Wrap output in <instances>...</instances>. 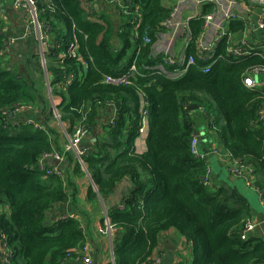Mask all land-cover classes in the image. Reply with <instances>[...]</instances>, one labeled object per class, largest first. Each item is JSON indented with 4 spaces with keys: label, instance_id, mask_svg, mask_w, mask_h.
Instances as JSON below:
<instances>
[{
    "label": "trees",
    "instance_id": "16d2710c",
    "mask_svg": "<svg viewBox=\"0 0 264 264\" xmlns=\"http://www.w3.org/2000/svg\"><path fill=\"white\" fill-rule=\"evenodd\" d=\"M90 1L36 3L40 20L51 26L61 45L48 52L51 63L47 74L52 94L63 99L60 122L67 132L72 134L84 117L91 130L96 117L108 109V101L121 102L120 108H115L114 125H105V135L86 156V170L74 164L77 174H89L97 186V190L89 189L91 200L98 195L106 198L125 178L134 184L122 204L108 210L110 225L118 231L113 242L116 264H151L161 233L170 229L191 243V264H264V239L252 234L242 239L252 216L247 199L235 188L203 183L209 164L192 153L196 124L188 109L195 103L205 111L209 127L227 154L250 165L257 186L264 189V123L259 120L264 91L243 84L246 71L264 64V58L253 54L215 61L226 55L228 36L219 42L213 59L200 56L196 43L203 32V17L212 10L209 5L189 23L191 40L186 56H194L196 62L184 76L173 79L156 69L162 59L154 54L172 12L163 0H124L131 2L132 14L119 13L120 31L109 16L89 15ZM137 7L142 22L135 29ZM4 25L0 20V239L5 236L10 264H65L79 257L85 235L79 219L48 220V212L69 199L67 181L56 175L46 177L39 167L44 153L57 151L55 131L13 123L12 118L3 116L4 111L35 101L30 82L5 64ZM246 28L243 20H235L230 33H245ZM146 34L148 44L143 40ZM114 39H118L116 44ZM75 40L80 58L61 61L59 54ZM33 58L40 61L36 54ZM83 62L88 68L81 80ZM132 64L138 74L131 84L104 83L105 75L117 76ZM209 65L210 71L204 73ZM176 69L167 66L168 72ZM65 73H73L75 79L60 91L57 84ZM142 93L148 103V137L147 150L139 154L135 142L144 120ZM253 122L259 125L254 127Z\"/></svg>",
    "mask_w": 264,
    "mask_h": 264
},
{
    "label": "crops",
    "instance_id": "0c3cea01",
    "mask_svg": "<svg viewBox=\"0 0 264 264\" xmlns=\"http://www.w3.org/2000/svg\"><path fill=\"white\" fill-rule=\"evenodd\" d=\"M101 1L103 3L100 2V4L98 5V16L103 15L105 17H113V19L116 21L114 22L115 30L120 31L121 17L119 16V14H117V12H115L114 5L110 3L113 7V12L110 13V9L106 8V1ZM228 1L236 2L231 10L237 15V19L243 20L247 26L245 33L232 34L230 33V24L233 21H221L222 26H224L223 31L229 34L231 37L230 43L239 44L241 41L245 40L252 51H258L259 49L261 50V48H264V33L257 30V24L262 14V8L256 5L253 0H250L249 3H247L246 0H222L218 5V9L220 8L221 10H226L228 8ZM13 2L14 0H0V6L2 15L4 17V28H6L9 34L18 38L22 33L25 23H27L28 21V16L25 11L16 10L13 7ZM163 5L166 8L172 10L171 14L173 13V9L177 8L173 21L174 23L179 25V28L176 34L167 29L160 34V40L156 44V46H154V54L156 56L158 55V57H160L163 61L167 50L170 49L173 55V57L171 56L172 59L176 60V64L172 65L177 67V69H180V63L186 56V50L190 43V41H187L190 35V21L194 18H197L198 16L203 15V11H205L206 6H212L211 12H215L216 9L214 10L215 6L212 3H203L200 5H196V0H163ZM96 18L97 17L94 16V20H96ZM186 26H188V28ZM201 35L202 38H200L198 45L199 43H201L204 46H211L212 44L218 46V44L216 43V39L218 36L217 29L213 27L206 28L205 30H203ZM51 38L54 40V42H57L56 36L54 33H52V31ZM51 38L49 37L50 41ZM17 42H21L22 47L32 45L34 53L39 56V53H37L38 42L36 41V39H19ZM114 42L116 44L118 42V39H114ZM217 46L213 48V52L215 51ZM49 51L50 49H48L47 53ZM7 55L3 56L5 57V64L7 63V61L10 63L13 62L10 61L12 58H7ZM13 56L16 57V54H14ZM10 63L9 65L12 64ZM53 63L55 64V62ZM83 66L84 70L83 72L81 71V80L85 76L86 70L88 68V65L86 63H84ZM44 72L46 73L45 70ZM46 75L48 76L47 73ZM255 79L257 81V87L255 89L264 91V76L255 77ZM49 92L52 93V90L50 91L49 89ZM199 110L200 109L190 111V117L194 119L196 124L194 135L196 136L198 141V151L202 156H205L207 158L209 164L212 185L215 188L222 186L235 188L247 199L248 204L252 210L250 221L257 224L255 231L252 233V236L264 239V206H262L254 189L248 187L242 179L237 178L229 173L228 167L234 164L235 160L230 158V156L223 148L222 144L219 142L216 133L209 127V124L207 123L208 117L205 111L202 109L200 111ZM114 113L115 110L108 108L105 109V114H100L96 117V121L92 126L90 133L87 135L85 140H83V147H88L90 151L93 149L96 140L98 138H102L105 135V125H107L108 122H103L104 118L108 120L111 116H113ZM38 114V111L35 110L30 115H18L14 118V120L16 123H24L25 120L32 118L37 124L47 122L48 118L40 120V116ZM61 125L63 126V128H65L62 123ZM257 125H259V122L252 123V126L254 127H256ZM56 134L57 133L55 132L54 138L56 140V147L58 148V146H61V150H64L63 147L66 140H64V142H60V139L56 138ZM146 140L147 139H145L144 136L137 137L135 142V149L137 153L142 154L147 150ZM75 163H77L75 154L72 152L66 153L65 160L61 163L54 161H49L46 163L49 168L58 167L62 171L63 178L68 183L69 195V199L67 202L56 204L53 209L48 212V220L51 222H57L67 216L79 219L81 221L82 229L86 239L85 245L90 248V254L93 264H110L112 258L111 252L113 242L118 239V231L114 228L111 234H102L101 228L103 225V220H105L106 215L108 216V210L111 207L119 206L122 204L125 197L128 196L131 190L134 188V184L132 183L130 178H125L118 184L116 190L106 198L98 195L95 199L91 200L88 196L89 189L92 188L97 190V186L95 185L92 177L89 174L86 173L84 175L78 176L75 171ZM224 171H227V177H224ZM253 177L255 179L254 174ZM238 182H241L244 187L251 192V195L246 194L243 189L238 187ZM252 196L257 199L260 208H256L254 206V204L252 203V201L254 200H252ZM191 249L192 245L185 237L181 236L176 230L170 229L161 233L160 245L154 252L153 258H160L158 264H191ZM65 264H85V262L81 258H70L66 261Z\"/></svg>",
    "mask_w": 264,
    "mask_h": 264
},
{
    "label": "built area",
    "instance_id": "2783aa9c",
    "mask_svg": "<svg viewBox=\"0 0 264 264\" xmlns=\"http://www.w3.org/2000/svg\"><path fill=\"white\" fill-rule=\"evenodd\" d=\"M109 1L117 9V14L121 13L125 16H129L132 14V8H131V2L130 1H127V2H125L124 0H109ZM221 1L222 0H196V5H200L203 3H212L215 6L214 10L216 9L215 12L208 13L203 17L204 18L203 30H205L206 28H212V27L217 29V31H218V36L216 39L217 44H219V42L224 37L228 36V43L229 44H228V47L226 50V55L225 56H219L215 61H217L221 58L225 59V57H228V58L244 57V56H250L253 54H258L264 58V48H261V50L259 49L258 51H255V50L252 51L251 48H249V45L245 40L241 41L239 44H231L230 43L231 37L229 34H227L226 32L223 31L224 26H222V22L224 20L234 21L238 18L237 15L231 10V8L236 4V2L235 1H228V3H227L228 8L226 10L225 9L221 10L220 8L218 9V5L220 4ZM100 2H101V0H91L90 1V3L88 4V9H89V13L91 15H93V14L98 15L97 9H98V5L100 4ZM253 2L262 8V14L258 20L257 30L264 33V0H253ZM178 3H176V4H178ZM13 5H14L13 7L16 10H21V11L26 12V14L28 16V21H27V23H25L23 30H22V33L21 34L19 33L20 37H18V38L9 34L8 31L6 30V28H4L5 26L3 27L2 33L6 37L5 38L4 51L7 53H10L11 48L15 45V43H17V41L19 39H22V40L27 39V38L36 39V41L38 42V52L37 53H39L40 62L42 63L41 65L47 73V67L49 64L48 63L49 60H48V56H47L48 55V53H47L48 49H58L59 47H61V45L58 42H54V40L51 38V26L49 24H44L40 20V11L38 9L36 0H14ZM175 7H176V5H175ZM176 11H177V8H174L173 13L164 23L165 28L167 30H170L171 32H174L175 34L177 33L178 28H179V25L174 23V21H173V18H174ZM134 12L136 14V17L134 20L135 29H138L139 26L141 25V22H142L141 15L139 13V8L137 7ZM121 14H119V15H121ZM0 20H2V21L4 20V17L2 15V11H1V6H0ZM186 27L188 28V26H186ZM136 36H137V33H136ZM201 36H200V38H202ZM49 37L51 38V41H50ZM200 38L198 39V41L196 43L197 47H198L197 50L199 52V55L200 56H206L209 59H213V57L215 56L213 54V48L216 47L217 45L212 44L211 46H204L201 43H199V45H198ZM143 40H144L145 44L150 43V39H149L147 34L143 37ZM190 40H191V34L189 35L187 41H190ZM171 56L173 57L172 51L170 49H168L167 53L165 54V58H163L162 63L159 64L156 67V69L159 70L161 73H164V74L168 75V77L173 78V79L180 78V77L184 76L186 74V72L188 71V68L191 65L195 64V62H196L194 56H189V57L185 56L183 61L180 63V65H181L180 69H176L173 72H168L167 66L172 65V64H176V60L175 59L173 60ZM68 57L80 58V52H79V46H78L77 40H75L73 43H71V45L67 51L61 52L59 54V59L61 61H64ZM81 60H82V58H81ZM84 63L85 62H83V64ZM210 68H211V65L206 66L204 68L203 72L208 73L210 71ZM137 74H138L137 66H136V64H132L126 72L121 73L117 76L107 74L104 76L103 80H104V83L113 84L116 86L127 85V84L132 83V78L135 77ZM259 76H264V64L254 65V66L250 67L246 71V74L243 78V84L245 85V87H247L249 89H255L257 87V81H256L255 77H259ZM74 79H75V76L73 73L63 74L62 78L59 80V82L57 84L58 89L60 91L61 90L65 91L66 88L71 83H73ZM47 86L51 91L52 88L50 85L49 78H47ZM50 95H51L50 100H51V105H52V109H53V114L55 115V118L60 122L59 106L61 105L63 99L60 96H58V97L54 96L52 93ZM115 103L113 101H108L106 103V106L108 108L115 110V108H116ZM147 105H148V103L146 101L145 95L142 93L141 94L140 113L142 114V118L144 120H143V125L141 126V128L139 130V136H144L145 139H147V137H148V122H147V117H146ZM35 110L36 109L31 105L22 104L20 106H16L13 110L4 111L3 116L6 120H8V118H12V120L14 121L13 123H16L14 120V118L16 116L22 115V114L25 115L26 113H32ZM109 119H110L109 122L112 125H114V123L117 119L116 111L113 114V116H111ZM259 120L264 122V109L259 112ZM17 124H19V123H17ZM24 124L32 125L36 129H44V127L41 124L35 123L32 118L25 120ZM64 130L66 132L68 142L65 145L63 153H60V152L54 150V151H51L48 153H44L40 157L39 167L45 173L46 177L49 175H56V176L63 178V173L58 167H50L49 168L46 165V163L49 161L61 163L65 160L66 153H68V152L74 153L77 164L80 165V167H82L84 170H86L85 158L87 155H89V152H90L88 147H83V145H82L83 140L90 133L89 127L86 123V118L84 117L80 121L79 125L75 128V130L72 134L68 133L66 128H64ZM191 150H192V153L196 157H200L201 159H205L207 161V158L205 156H202L198 151V141H197V138L195 135L193 136L192 141H191ZM230 158H232V157L230 156ZM228 170H229L230 174H232L233 176H235L237 178L242 179L248 187L254 189L258 195V198H259L262 206H264V189H261L257 186L256 180L253 177L254 169L250 165L242 164L239 161L235 160V163L230 165L228 167ZM210 175H211V172L209 170L208 174L204 178L203 183L206 186L213 187ZM69 218H72V217L67 216V217H64L63 219H61L60 221H63L65 219H69ZM104 223H105V225L102 226L101 233L102 234H108V235L111 234L114 228L112 227V225H110L109 217L107 215L105 217ZM256 226H257L256 223L250 221L242 233V239L247 240L248 237L250 236V234H252L255 231ZM111 253H112V258H111L110 264H116L114 254H113V247H112ZM10 257H11V251L6 248L5 236L2 235V238L0 239V264H10ZM78 258H81L85 262V264H93L92 257L90 254V248L87 247L86 245H84V247L80 250ZM159 261H160V258H158V257L153 258L152 257L151 264H158Z\"/></svg>",
    "mask_w": 264,
    "mask_h": 264
},
{
    "label": "rangeland",
    "instance_id": "374dc122",
    "mask_svg": "<svg viewBox=\"0 0 264 264\" xmlns=\"http://www.w3.org/2000/svg\"><path fill=\"white\" fill-rule=\"evenodd\" d=\"M104 1H106L107 3L106 8H109L110 13H112L113 7L110 4L111 2L109 0H104ZM109 19L111 21L116 22L111 16H109ZM51 31H52V28H51ZM21 44H22L21 42L20 43L17 42L11 48L10 53L7 55V58L8 59L12 58L10 61H13V62H11L12 63L11 64L10 62L7 61L6 66L10 68H16L18 71H20L23 74V76L27 79V81L30 82V87H31L30 94L33 95V99L35 101L31 100L29 103L32 104L31 106L34 105L33 107L36 109V111H38L40 120H44L45 117L49 118L47 122H43L41 125L45 129L47 128L53 129L57 133L56 138L60 139V142L61 141L64 142V140H66L65 142V145H66V143L68 142L66 132L63 126L61 125V123L55 118V115L53 114V109H52L51 100H50L51 92H49L47 82H46L47 80L46 78H49V76H47L46 73L43 71V68L41 67L42 63L38 61L37 58H33L35 53H34V49L32 45L22 47ZM14 54H16V57L13 56ZM48 60H49L48 66H50L51 60L49 56H48ZM9 63L11 65H9ZM39 66L42 68L43 73L40 72ZM30 114L32 113H26V115H30ZM109 121L110 119L107 120L106 118H104L103 120V122H106V123ZM65 145L63 149L65 148ZM57 151L60 153H63L64 150H61V146H58ZM227 176H228L227 171H224V177H227ZM78 178H83V177H78ZM237 185L238 187L243 189V191L246 194L251 195V192L247 188H245L241 182H238ZM252 200H253L252 203L254 204V206L256 208H260L257 199L252 196Z\"/></svg>",
    "mask_w": 264,
    "mask_h": 264
},
{
    "label": "water",
    "instance_id": "95a60500",
    "mask_svg": "<svg viewBox=\"0 0 264 264\" xmlns=\"http://www.w3.org/2000/svg\"><path fill=\"white\" fill-rule=\"evenodd\" d=\"M115 104H116L115 105L116 109H119L120 106H121V102L120 101H117ZM188 109L190 111H192V110H198V109H200V107H199V105H197L195 103H191V104L188 105Z\"/></svg>",
    "mask_w": 264,
    "mask_h": 264
}]
</instances>
